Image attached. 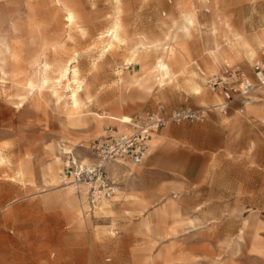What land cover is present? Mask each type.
I'll return each instance as SVG.
<instances>
[{
  "label": "rangeland",
  "instance_id": "obj_1",
  "mask_svg": "<svg viewBox=\"0 0 264 264\" xmlns=\"http://www.w3.org/2000/svg\"><path fill=\"white\" fill-rule=\"evenodd\" d=\"M69 1L78 18L53 0H0V39L7 33L17 48V73L0 74V264H264V245L258 251L252 243L255 234L264 235V195L227 196L224 209L188 207L178 216L180 222L169 217L163 223L137 211V191H122L135 163L109 167L120 187L106 207L105 198L93 206L88 191L82 195L68 191L72 185H57V174L66 172L68 151L90 162V143L104 126L114 122L123 127L110 113L120 117L148 111L118 112L108 104L125 108L160 87L158 63L166 35L184 22L125 19L133 15L129 0ZM117 21L123 36L114 43L110 33ZM155 29L167 34L155 36ZM45 43L50 50L51 44L61 43L58 59L63 62L76 57L83 84L77 109H63L56 96L39 99L27 83L40 70L36 58ZM134 52L137 73L128 81L125 67ZM172 71L171 63L164 77ZM49 73L57 71L53 67Z\"/></svg>",
  "mask_w": 264,
  "mask_h": 264
},
{
  "label": "crops",
  "instance_id": "obj_2",
  "mask_svg": "<svg viewBox=\"0 0 264 264\" xmlns=\"http://www.w3.org/2000/svg\"><path fill=\"white\" fill-rule=\"evenodd\" d=\"M53 1L65 14L74 10L78 18V11L69 0ZM127 3L132 5L133 15L125 19H148L155 23L168 17L170 22L183 20L181 25L176 23L170 28L171 38L167 43L173 37L184 43L177 46L171 62L173 71L164 77L160 87L154 86L148 97L145 94L139 97L138 92V101L125 108L109 103L113 111H150L159 107L172 111L211 106L223 98L207 86L208 78L231 65L241 66L254 78L253 63L259 60L264 66V0H129ZM187 13H193L194 23L184 31ZM162 30L155 29L154 35L167 34ZM133 63L125 67L129 71L128 81L137 73L133 72L136 68ZM263 89L264 85L250 101L236 98L225 111L211 109L204 121L172 122L154 132L148 155L135 163L128 182L122 186V191H137V211L148 219L157 216L163 223L169 217L180 222L178 216L188 207H202L209 212L220 205L224 209L227 196L264 195ZM89 150L92 153L90 147ZM92 156L91 160L93 153ZM116 165L127 163H109L108 167L115 170ZM46 173L49 174L47 170ZM60 175L61 171L56 177L58 186H80L62 185ZM205 219H219V216ZM255 227L260 229L259 221Z\"/></svg>",
  "mask_w": 264,
  "mask_h": 264
},
{
  "label": "built area",
  "instance_id": "obj_3",
  "mask_svg": "<svg viewBox=\"0 0 264 264\" xmlns=\"http://www.w3.org/2000/svg\"><path fill=\"white\" fill-rule=\"evenodd\" d=\"M252 67L254 78L241 66L231 65L207 79V86L222 95V101L217 104L184 107L170 112L164 108L146 111L121 119L126 125L121 131L116 130L111 123L105 125L103 133L90 143L94 159L85 162L72 152L69 153L64 176L75 184H87L93 206L103 198L113 197L120 186L109 170V163H140L148 155L152 134L169 123L204 121L213 108L225 111L236 98L250 101L255 91L264 85L262 62L255 61Z\"/></svg>",
  "mask_w": 264,
  "mask_h": 264
},
{
  "label": "bare ground",
  "instance_id": "obj_4",
  "mask_svg": "<svg viewBox=\"0 0 264 264\" xmlns=\"http://www.w3.org/2000/svg\"><path fill=\"white\" fill-rule=\"evenodd\" d=\"M68 17L70 20H72L74 18L73 12H70ZM185 20H186V22L183 25L184 27L182 29L184 31H188L189 26L194 23L193 13H187L185 15ZM121 24L122 23L117 21V22H115V24L113 25V27L111 29L110 36H111V39L114 43H115V41L119 42L122 39L123 34L121 36L120 30L122 32L121 27L123 25H121ZM12 26L15 28H20V26L14 25L13 22H12ZM170 38H171L170 35H166L167 40H170ZM110 42H111V40H110ZM122 42H124V40ZM183 43H184L183 41L173 37V41L168 42L165 45L164 58L161 59L158 63V68L161 71V74L159 77L161 83L164 80L163 78H164L165 71L167 72L170 69V64H171L172 58L175 56V54H177V52H176L177 46L180 44L182 45ZM60 45H61V43L51 44L52 49L50 50L49 48H47L49 46V43L44 44V47L41 49L39 55L36 58V61H38L39 64H41L40 70L38 69L39 72L35 76L27 79V83L32 88L36 89L39 99H42V98L48 97V96H56L58 101L60 102V105L63 107V109L74 110V109L78 108V100L81 99V98L79 99V94L83 90V84H82V82H80L82 79L79 80L80 79V77H79L80 67H79V64L75 63L77 61V60H75L76 57H72V58L66 60V62H63V61H61V59L60 60L58 59V55L64 51V49L62 47H60ZM16 49L12 45L11 39L8 36V34L7 33L3 34L1 36V39H0V74H2L4 77H9L12 73H17L16 72L17 71L16 63H15L16 59H17ZM135 52H134V55L128 59L127 64L135 61ZM50 57L55 58V61L50 60ZM53 67L57 71L55 76H52L49 73L50 69H52ZM72 81L75 82L76 86L71 85ZM64 89H67V91H68V94H67L68 100H66V95L64 94V91H63ZM200 89H201V87H200ZM200 89L197 88L198 91H200ZM87 94H89V93H87ZM80 97H81V94H80ZM100 117H104V115L100 114ZM110 117L117 118V119L119 118L120 120L121 119L123 120V119H127L129 117V115L123 114L122 116L119 117V116H116V115H113L112 113H110ZM121 123H122L123 127L122 128H116L115 127L116 130L121 131V130L126 128V125L123 122H121ZM83 159H84V161H86L87 157L83 156ZM111 164L114 165V162ZM50 172H51V176L53 178V182L55 184V179L53 176L54 173H53L52 168H51ZM60 183L62 185L73 184V185L78 186V184L71 182L70 178L65 177L63 174L60 175ZM79 185H80L79 187H72L68 191L78 190V191H81L82 195H86L87 194V184L83 183L82 185L81 184H79ZM66 187H71V186L68 185ZM103 203L106 207V205L109 203V200L107 198H105ZM112 230H114V229H112ZM252 243L254 246V250L260 251L259 247L264 245V235L255 234V236H253V238H252Z\"/></svg>",
  "mask_w": 264,
  "mask_h": 264
}]
</instances>
